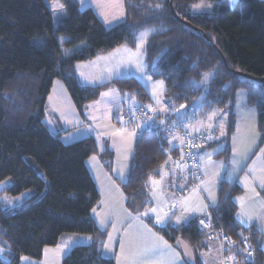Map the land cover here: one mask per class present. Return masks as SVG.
I'll list each match as a JSON object with an SVG mask.
<instances>
[{"label":"trees","instance_id":"1","mask_svg":"<svg viewBox=\"0 0 264 264\" xmlns=\"http://www.w3.org/2000/svg\"><path fill=\"white\" fill-rule=\"evenodd\" d=\"M59 1L65 15L55 23L45 0H0V182L9 180L4 188L9 195L31 193L14 208L0 205V240L10 254V260L0 264H19L22 255L40 259L43 249L56 245L63 234L91 238L74 246L63 264H115L103 253L107 228L99 227L91 215L100 196L86 165L99 153L103 167L111 173L112 151L107 147L99 151L91 136L64 143L61 133L51 131L45 122V103L53 81L60 79L83 120L87 105L109 87L133 100L121 111L135 105L157 109L135 77L85 85L75 73L77 62L119 46L134 47L136 35L143 28L152 29L144 49L147 72L153 79L164 81L167 110H151L155 121L167 117L185 121L190 131L209 129L190 126L194 106L200 100L203 113L225 116L223 137L228 143L236 125L237 91L243 88L245 105L256 112L259 146L264 143V0H122L124 15L111 27H106L91 7L81 9L78 0ZM202 1H212V9L193 11L192 7ZM157 3L162 7H149ZM63 47L68 51L63 52ZM205 72L213 74L206 88L193 85L192 81L199 82ZM181 105L184 116L172 111ZM116 122L123 124L117 114ZM129 126H135V137L121 187L127 209L139 215L150 204V179L160 175L168 158L178 150L181 153V140L175 139L180 149H172L169 141L174 137H166L156 123L143 126L127 122L125 127ZM217 135L215 128L213 137ZM215 140H209L203 148L202 165L204 152ZM182 165L187 181L198 189V182L195 187ZM173 189L177 196L182 195L179 182ZM241 193L236 182H224L216 205L207 212L216 229L221 227L235 240L238 228L249 231L256 252L254 264H263L264 249L258 233L241 226L238 219L233 197ZM204 216H193L179 225L168 221L158 226L150 217L146 221L167 242L184 239L191 244L196 264H200L199 251L207 249L205 241L216 238L208 236L201 226Z\"/></svg>","mask_w":264,"mask_h":264},{"label":"rangeland","instance_id":"2","mask_svg":"<svg viewBox=\"0 0 264 264\" xmlns=\"http://www.w3.org/2000/svg\"><path fill=\"white\" fill-rule=\"evenodd\" d=\"M48 7L50 8L51 12L53 13V20L55 23L60 19V17L65 15V10L60 3L59 0H45ZM101 3L103 6H100ZM80 8L83 9L85 7H91L96 15L103 21L106 27H111L114 24L118 23L122 17L120 16L121 13H123V6H122V0H109V4L107 5L105 3V0H79ZM212 5L209 7H196L197 5ZM196 6H193V11L199 12V11H209L213 7L212 1H202ZM113 16L120 17L119 19H112ZM110 21V22H107ZM146 29L150 28H143L141 29L135 38V46L132 47V51L128 50V53L124 54H118V56L114 55V53H108L107 55H97L94 59H88L85 61L77 62L75 65V73L77 77H79V81L81 83H84L85 85H99L106 83L110 81L109 79L115 78H123V77H135L148 91L150 97H151V103L157 107V110L161 109L160 106L162 104L163 99V91L156 86V81L161 79H153L151 77V80H148L147 77L150 76V74L147 72L146 65H145V55H144V49L146 41L143 43V46L138 50L137 45L140 43L139 40V34L143 32ZM59 36V39H64V36ZM61 43V42H60ZM63 52H66V48H62ZM131 50V49H130ZM143 65L145 66V71L143 73L138 71V68ZM79 74V76H78ZM111 79V80H112ZM210 80V79H209ZM209 82V81H208ZM208 84V83H207ZM207 85L203 86L202 88L205 89ZM107 91L108 95H102L101 99L93 105H89L88 111L92 116L95 118L90 122L91 127H78L74 130H71V132L67 133V135H61V140L64 143H70L69 141L73 142L78 139L81 135H85V133H90L94 136V139L96 140V144L99 148V151H102L105 149V147L109 148L112 151V165H111V173H109L107 170H104L105 168L102 167V163L99 159V153L91 156L87 162V168L94 180L96 182L97 187L100 189H105L104 186L105 182L103 181L105 178V175L113 176L114 173L117 172L116 168H119V166H122L125 162H127L129 155H132L133 151V143L131 141L132 135L130 140L127 138V136L121 135L122 131H125L123 133L128 134L129 132H132L135 134V126H129V127H123L122 125H119L116 122V114L123 109V105L121 103L112 104L111 107H109L110 103L109 101L112 100V98H116L118 95V92L115 88L109 87ZM53 94L50 99V103L47 107V116L49 117L48 113H51L50 111L55 112L58 111V106L62 104L61 107L65 108L69 113H71V107H69V104L71 105V101L67 100L68 96L70 98L69 93L66 90V87L62 80L55 79L53 81ZM155 95V98H154ZM71 99V98H70ZM121 99H124V97H121ZM156 99L160 100V103H156ZM127 101V100H126ZM246 101V92L243 88L238 89L237 95H236V109L238 113H240V120H242L243 129L239 131L237 135H235L234 138H231L229 142L227 143L224 140L225 135V127H221V125L214 124L213 120L211 119V127L210 121L207 122V128L212 129L215 126L218 128V135L219 139H216L211 144L210 148L208 149L209 154H211V159L209 160L208 155L203 157V162L205 160V166H206V174L207 177L203 178L202 181L198 182V188L195 189L193 187V184L187 182L188 184H185V188H183L182 195L177 196L176 192L171 187V184L165 180V178L160 179L158 183L155 185L154 189V196L156 197V201H154L153 205L149 204V208L156 209V213L158 211V206H160L159 197L164 195V192L167 194L166 201L168 203V206L171 208L173 206L176 207L178 214L175 216L173 215L175 212L170 211V216L176 217L182 216V208L185 207L181 205L179 207L177 204L180 201V197L188 195L191 191H194L195 193L200 194V196L196 194H189L190 197L187 201L188 209L191 208H197L199 209L201 206L204 207V210L206 209L205 200L210 201V197L215 199V205L218 200V190L221 187V185L226 182L228 185H231L234 182L235 177L238 175L240 171L244 169L245 164L248 162L249 158L252 156L253 152L259 145V134L257 131V116L256 112L250 108L246 107L245 105ZM132 102V101H131ZM114 103V102H112ZM127 106L132 105L130 102H126ZM150 103V104H151ZM117 104V106H115ZM151 104V105H152ZM160 105V106H158ZM245 105V106H244ZM59 107V108H61ZM196 110L199 108H202V105L200 103V100L196 101ZM76 110V109H74ZM110 110V111H109ZM76 112V111H75ZM110 112V114H109ZM78 114V113H77ZM46 116V118H47ZM211 116V115H210ZM79 116H77L78 118ZM69 116L62 115V119L64 122L71 123L72 121L68 119ZM75 119V118H74ZM47 121V120H46ZM53 122V121H52ZM221 133H223L221 135ZM80 135V136H79ZM109 135V136H108ZM82 137V136H81ZM72 139V140H71ZM67 141V142H66ZM234 149L236 151H234ZM250 149V150H249ZM219 153L222 155L219 156ZM246 153L247 159L243 160V162L239 165H233L232 161L233 159L241 160L242 156L241 154ZM106 159L105 161H107ZM113 165H114V172H113ZM181 169L183 168V165H180ZM104 168V169H102ZM105 172V173H102ZM206 179V180H205ZM9 180H4L0 182V205L8 208H14L16 207L20 202L30 197L31 193L29 191H25L19 195L12 196L9 195L4 188L8 185ZM107 191V189L105 190ZM177 196V197H176ZM184 196V197H185ZM7 198V199H5ZM10 202V203H9ZM151 202V201H150ZM184 205V204H183ZM98 205L93 208L95 209V212L91 211V215L93 218L98 217V222L101 224L100 221H104V215L102 213H99L97 211ZM179 210V211H178ZM158 213V212H157ZM186 214V213H185ZM102 215V216H101ZM156 215V214H155ZM159 215V214H157ZM187 215V214H186ZM194 216H197V212L192 214ZM158 217V216H157ZM104 219V220H103ZM110 219V218H109ZM259 222L263 223L264 227V211L261 212V217H259ZM103 223V222H102ZM90 237L87 235H81V234H63L56 245L54 246H47L43 249V253L40 259H34L32 257L22 255L20 257L19 264H63V258L67 255V253L76 245L79 244H85L90 241ZM110 243L113 245V240H110ZM170 249L173 250L176 254H179L180 260L184 262V264H196L197 263V257H195L193 260H188L186 258L187 252L185 248L181 245V241L179 239L175 243H169ZM65 244L68 245V247H63ZM213 245V246H212ZM210 244L208 249H202L200 254L202 257L208 255L216 259V254H219L220 250L217 249V246L212 243ZM59 246V248H58ZM262 247L264 248V242L262 244ZM62 249V250H60ZM47 250V251H46ZM219 250V251H218ZM185 257V259H184ZM10 260V254L8 247L4 242L0 240V262H8ZM201 264V263H200Z\"/></svg>","mask_w":264,"mask_h":264},{"label":"crops","instance_id":"3","mask_svg":"<svg viewBox=\"0 0 264 264\" xmlns=\"http://www.w3.org/2000/svg\"><path fill=\"white\" fill-rule=\"evenodd\" d=\"M105 3L108 5L109 0H105ZM103 4L101 3L100 6H103ZM110 5L111 4H109V6ZM128 50L132 51V47L123 45V46L116 47L110 50L109 52L99 54V55H104V54L107 55L108 53L109 54L114 53V55L118 56V54L120 53L121 54L128 53ZM95 57L91 59H94ZM76 78L79 81V77H77V75H76ZM81 84H84V83H81ZM108 89L109 88L104 89L101 92L99 98L90 104L93 105L97 103L99 99H101L102 94L107 93V91H109ZM53 93L54 92H53V84H52L51 90L47 96L46 103H45V122L51 131L60 132L61 133L60 137H61V135H67V133L71 132V130H74L76 126L91 127L90 122H92V120L95 117L92 116V114H90V112L88 111L90 104L87 105L86 118L85 120H83L77 114V111L74 110L75 107L73 105L72 100L66 95L64 97L65 98L67 97V100L71 101V105L69 104V107H71V113H69L65 108L61 107L62 104H60L58 106V111L57 112H55V110H53V112L50 111L51 113H48L49 115L48 117L46 115L47 114L46 112L48 111L47 107L50 103V99ZM118 95L119 96H117L116 98L113 97L112 100L109 101L110 103L109 107H111L112 104H115V103L117 104L121 103L123 107H126L127 106L126 102H130V103L133 102V100L131 99H125V98L121 99V97L123 96H121L119 92H118ZM161 102L163 106L162 105L161 106L158 105V106H160V108L162 109H165L164 106L166 104H165L164 96ZM117 104L115 106H117ZM176 109L178 110L176 114L184 116V107L181 108L180 106H178ZM194 109H195V114H193L192 121L190 123V126L192 128H196L200 126H207L208 121H210V125L212 124L211 119H209L210 113H207V112L203 113L202 108H199L196 110L195 106H194ZM161 112L164 113L165 111H161ZM63 114L69 116L68 119L71 120L72 122L71 123L64 122L62 119ZM77 116L79 117L77 118ZM240 116H241L240 113H238L236 109V125H235L234 133L231 138H234L235 135H237L239 131L243 129V124H242L243 122L242 120H240ZM224 118L225 116L222 117L220 116V114H218L217 117H212V120L214 124H216V126L219 124L222 127L224 126V123H225ZM216 126L212 128V130H215V128L217 129ZM121 132H122L121 135L127 136L129 140L131 138L130 135H132L131 141L133 143L135 134H133L132 132H129L128 134L123 133L125 131H121ZM81 136L78 137V139L89 137V136L94 137L90 133H85V135H81ZM169 144L172 149L180 147L178 140H171L169 141ZM262 150H264V143L261 146L258 145V147L253 152L252 156L249 158L248 162L245 164L244 169L240 171L238 175L235 177L234 182H236L239 185V187L242 189V193L233 197V201L237 206L238 219L240 218L239 214L242 211L248 213L249 216L254 217V222L249 221L247 228H250V227L254 228V230L258 233L260 237L259 242L261 245L264 242V227H263V223L259 222L258 220H259V217H261V212L264 211V193H263L264 186H262L261 184V181L264 180V152H262ZM179 152L180 150H178L177 155L171 156L170 158L166 160V163L161 169L160 175L158 177L150 179L149 181L150 201H151L150 204L153 205L154 201L157 200L156 197L154 196V189H155V185L158 183V181H160V179L165 178V180L171 184L172 188L175 182H179L182 188H185L186 186L184 185L188 184L187 183L188 181L186 179V173H184L185 172L184 167L182 169L180 167V165H182V162L180 159V155H178L180 154ZM204 153H205L204 156H207L209 154L208 149ZM130 157L131 156L129 155L127 162H125L122 166H119V168H116V170L117 169L118 170L116 173L113 174V176H109L107 174L105 175V178L103 181L105 182L104 186L106 187H104L105 188L104 190L103 189L99 190L95 182L97 190L99 192V196H100L99 206L97 207L98 209L97 211H99V213H102V215H104L105 220L103 219L104 221H100L101 224L98 222L99 220L98 217L94 218V220L96 221L99 227L107 228V237L105 239L104 245L105 244L108 245V250L104 249L103 247V253L104 255L111 257L114 260L115 264H129V261L133 259H135L138 262V264H158V262L161 260H163L165 264H175L174 254L176 253L173 250H171L172 248L170 249V248L165 247L164 242L166 240L161 235H159L155 230H153L146 221V219L150 217L152 218L154 224L158 226H163L168 221L174 222L176 220L174 219L175 218L174 216L178 214V212L175 211L177 209L175 206L171 208L168 206V203L165 198L167 197V194L164 192V195L166 194L165 197L162 194L159 197V202L161 205L158 206V211H157L158 213L157 212L153 213L151 211L152 208L151 207L149 208L148 206L144 209L142 214H139V215L132 214L129 212V210L127 209L125 205V195L121 187V182H123L126 179ZM203 165H204V169H203L204 178H206L207 174H206L205 160L203 162ZM113 172H114V165H113ZM182 172H183V175H181ZM102 173H105V172L102 171ZM106 189L107 191H105ZM197 190L199 191V188ZM198 191L197 193H195L194 191H191L189 194H196L200 196V194H198ZM189 194L186 196L184 195L185 197L184 196L180 197L179 199L180 201L177 204L179 207H181V205L185 207L184 209L182 208L183 215H186V214L189 215L185 211V209H188V207L186 206H187L188 198L190 197ZM205 204L207 206L205 209V212H207V210L213 205L209 200L207 201L205 200ZM199 209H204V207L201 206ZM170 211L175 212L173 214L174 216L172 217L170 216ZM165 213H167L168 216L171 217V219H168V217L165 216ZM203 214L204 212L197 211V216H201ZM157 216L163 218L164 223L157 224L156 222ZM193 216L194 215H192V217ZM243 218L247 219V217H243ZM241 226H244V225L241 224ZM158 238H162V239H158ZM110 240L111 241L113 240V245L110 243ZM179 241H181V245L185 248L187 252L186 258L190 261L193 260L196 257V254H195V250L193 249L192 245L189 244L184 239H179ZM212 243H214L215 245L217 244L218 245V246L216 245L217 249L219 248L220 250V246H219V242L217 238H212L211 241L210 240L205 241V245L207 249L209 248L210 244L212 245ZM153 244L158 245L161 249V252L155 256H144L143 250L147 247L152 246ZM167 245L169 244L167 243ZM215 258L216 259H214L211 256L208 257V255L202 257V255L200 254V260H201L200 262L202 264H220L221 263V252H219V254H216Z\"/></svg>","mask_w":264,"mask_h":264},{"label":"built area","instance_id":"4","mask_svg":"<svg viewBox=\"0 0 264 264\" xmlns=\"http://www.w3.org/2000/svg\"><path fill=\"white\" fill-rule=\"evenodd\" d=\"M117 117L120 121H122L123 124L121 125L124 127L127 122H131L132 124H137L138 122H140L143 126H145L144 121L148 120V124L156 123L159 128H162L166 137H178L181 141H183V143H181L180 157H183L181 158V160L188 171L187 177L194 182L195 187L198 186H196V183L201 181L204 176L202 172V151L209 142L208 137L214 136V130L199 128V131H190L189 128H185V121L178 122L168 120L167 117H162L155 121L154 114L145 105H135L129 107L126 110L118 112ZM189 142H191V144L197 145V147L190 146ZM202 219L205 221V224L209 225L208 227L201 225L205 230H207L208 236H215L220 244V264L255 263L256 252L252 244L251 234L249 231H244L242 230V228H238L235 231L236 235H238L237 240H235L230 235L226 234L221 227H218V229H216V225H214L212 220L209 221L206 216L202 217L200 220ZM226 237L228 239H225ZM244 238H247V243H245ZM228 240L233 241L234 244H229ZM245 248H248V250L251 252L250 258H248L247 254L244 252ZM237 255H239V257H237ZM229 257H235V261L229 260ZM262 263L264 264V256L262 259Z\"/></svg>","mask_w":264,"mask_h":264},{"label":"snow or ice","instance_id":"5","mask_svg":"<svg viewBox=\"0 0 264 264\" xmlns=\"http://www.w3.org/2000/svg\"><path fill=\"white\" fill-rule=\"evenodd\" d=\"M205 6L210 8L212 5H210V4L209 5H203V4H201V5H197L196 7H205ZM149 7L150 8H154V9H158V8L162 7V5L159 4V3H157V4H154V5H149ZM123 15H124L123 13L120 14L121 17ZM119 18L120 17H116V16H113L112 17V19H114V20L115 19H119ZM107 22H110V21H107ZM151 32H152V29H146V30H144L143 32H141L139 34L140 43L137 45L138 50L143 46V43L147 40V38L151 34ZM151 67L154 69L155 68V64L151 65ZM138 71L141 72V73H143L145 71V66L141 65L138 68ZM212 77H213V74L212 73L205 72V73H203L202 79L199 82L193 80L192 81V84L193 85H197L198 84L199 86L203 87V86L207 85L209 79L212 78ZM147 79L148 80H151V76L147 77ZM155 83H156L157 88H159L161 90V92H162L163 89H164V81L163 80H158ZM102 95H108V94L107 93H103ZM154 98H155V95H154ZM156 103H160V100L159 99H156ZM147 107L151 108L150 105L147 106ZM180 107L183 108L184 105H181ZM151 110L152 111H166L167 109H159V110H157V109H151ZM172 111L173 112H177L178 110L175 107H173L172 108ZM220 111H222V110H220ZM217 114H218L217 112H213L212 115L209 116V119H212V117L216 116ZM144 123H145V125H147L148 124V120H145ZM208 127L210 128L211 125H209ZM185 128L187 129L188 128V125H185ZM199 130H200L199 128L196 129V131H199ZM222 134L223 133H221V135ZM173 139L174 140L175 139H178V137H174ZM208 139L209 140H211V139H219V137L209 136ZM181 143H183V141H181ZM170 144H171V142H170ZM189 144L192 147H197V145L191 144V142H189ZM173 146H175V145H173ZM234 151H236V150L234 149ZM262 152H264V150H262ZM241 156H242L241 160L233 159L232 164L233 165H236V166H239L243 162V160L247 159L246 153L241 154ZM181 158H183V157H181ZM208 158H209V160L211 159V154H208ZM261 184H262V186H264V180L261 181ZM5 199H7V198H5ZM210 202L212 203L213 206H215V199L214 198L210 197ZM205 207H207V206H205ZM93 211L95 212V209H93ZM151 211L155 212L156 209L153 208V209H151ZM185 211L189 215H182V216L176 217V220H175L176 225H179L182 222L183 223H187L189 221V219L192 218V214H194L197 211L204 212V214L207 217V219L209 221L211 220L210 214L206 213L204 209L191 208V209H185ZM165 216L168 217V219H171V217H169L167 213H165ZM239 217H240L239 218L240 224H242V225H244L246 227L248 226V222L249 221H253L254 222V217L253 216H249L248 213H246L244 211H242L239 214ZM243 217H247V219H244ZM156 222H157V224H162V223H164V220H163V218H161V217L158 216ZM200 224L202 226H205V227H208L209 226V225L205 224V221L203 219L200 220ZM241 235H242V233H241ZM89 239H91V238H89ZM158 239H162V238H158ZM225 239H228V238L226 237ZM244 240H245V243H247V238H244ZM228 243L229 244H234V242L231 241V240H228ZM258 244H259V242H258ZM164 245H165L166 248H170L171 247V246L167 245V242L166 241L164 242ZM63 247L66 248V247H68V245L65 244ZM103 247H104V249L108 250V245L105 244V245H103ZM221 247H223V246H221ZM58 248H59V246H58ZM60 250H62V249H60ZM160 252H161L160 247L158 245H156V244H153L152 246L147 247V248H145L143 250V255L144 256H155V255H158ZM244 252L247 254V257L248 258L251 257V252L248 250V248H245L244 249ZM228 259L231 260V261H235V257H229ZM174 261H175V264H184V262L180 260V257H179V254L178 253L177 254H174ZM129 264H138V262L135 259H133V260H130L129 261ZM158 264H165V262L163 260H161V261L158 262Z\"/></svg>","mask_w":264,"mask_h":264},{"label":"water","instance_id":"6","mask_svg":"<svg viewBox=\"0 0 264 264\" xmlns=\"http://www.w3.org/2000/svg\"><path fill=\"white\" fill-rule=\"evenodd\" d=\"M238 74H242V73H240V72H237ZM243 75V74H242Z\"/></svg>","mask_w":264,"mask_h":264}]
</instances>
